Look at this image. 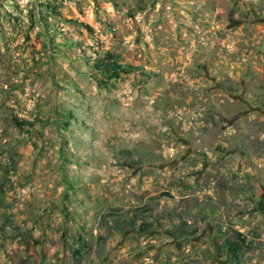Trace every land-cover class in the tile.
<instances>
[{
	"label": "rangeland",
	"instance_id": "obj_1",
	"mask_svg": "<svg viewBox=\"0 0 264 264\" xmlns=\"http://www.w3.org/2000/svg\"><path fill=\"white\" fill-rule=\"evenodd\" d=\"M263 195L264 0H0V264H264Z\"/></svg>",
	"mask_w": 264,
	"mask_h": 264
},
{
	"label": "trees",
	"instance_id": "obj_2",
	"mask_svg": "<svg viewBox=\"0 0 264 264\" xmlns=\"http://www.w3.org/2000/svg\"><path fill=\"white\" fill-rule=\"evenodd\" d=\"M96 69L105 77V79L100 82H109L112 80H120L121 75H130L132 73H141L142 70L138 67L131 65H123L118 62V59L113 55L109 54L105 61H98L96 64ZM259 211L264 216V195L259 204ZM117 227L124 228L125 230H134L136 229V223L134 220L119 221L116 222ZM153 229V224L148 222L145 218L141 223L139 231L142 233H148ZM235 240H227L225 244L218 246V250L221 253H226L233 264H240V259L244 254L245 249L250 248V243L247 242V239L242 234L235 232Z\"/></svg>",
	"mask_w": 264,
	"mask_h": 264
}]
</instances>
